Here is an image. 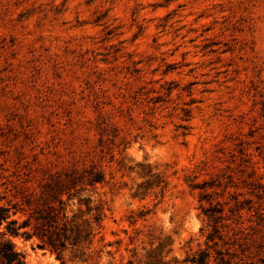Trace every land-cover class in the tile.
<instances>
[{
  "label": "rangeland",
  "instance_id": "1",
  "mask_svg": "<svg viewBox=\"0 0 264 264\" xmlns=\"http://www.w3.org/2000/svg\"><path fill=\"white\" fill-rule=\"evenodd\" d=\"M263 102L264 0H0L1 179L105 175L88 188L103 218L85 255L16 239L26 264H180L203 249L192 185L223 173L214 157L238 139L257 142Z\"/></svg>",
  "mask_w": 264,
  "mask_h": 264
},
{
  "label": "trees",
  "instance_id": "2",
  "mask_svg": "<svg viewBox=\"0 0 264 264\" xmlns=\"http://www.w3.org/2000/svg\"><path fill=\"white\" fill-rule=\"evenodd\" d=\"M260 112V127L246 134L253 139L259 129L257 142L238 139L232 153L218 151L223 173L192 185L199 190L204 248L180 264H264V102ZM245 144H254L253 152ZM47 176L37 189L0 177V264H26L16 239L35 240L37 249L61 260L67 249L83 257L100 233L103 209L87 193L104 183L103 172L90 166Z\"/></svg>",
  "mask_w": 264,
  "mask_h": 264
}]
</instances>
